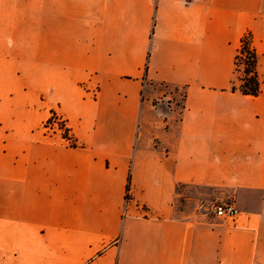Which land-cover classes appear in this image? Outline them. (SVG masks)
<instances>
[{
    "label": "crops",
    "instance_id": "0c3cea01",
    "mask_svg": "<svg viewBox=\"0 0 264 264\" xmlns=\"http://www.w3.org/2000/svg\"><path fill=\"white\" fill-rule=\"evenodd\" d=\"M0 264H264V0H0Z\"/></svg>",
    "mask_w": 264,
    "mask_h": 264
},
{
    "label": "trees",
    "instance_id": "16d2710c",
    "mask_svg": "<svg viewBox=\"0 0 264 264\" xmlns=\"http://www.w3.org/2000/svg\"><path fill=\"white\" fill-rule=\"evenodd\" d=\"M241 65L244 66L243 78H236L239 80V85L233 83L232 91H239L247 96H259L262 93L261 81L258 74V55L252 43V36L250 33L246 34L241 39L240 48L235 57V74L239 73ZM63 138L68 141L71 147H78L77 142L70 136L69 130L65 128L62 134ZM130 179L127 185L126 199L130 200Z\"/></svg>",
    "mask_w": 264,
    "mask_h": 264
},
{
    "label": "rangeland",
    "instance_id": "374dc122",
    "mask_svg": "<svg viewBox=\"0 0 264 264\" xmlns=\"http://www.w3.org/2000/svg\"><path fill=\"white\" fill-rule=\"evenodd\" d=\"M240 71H239V73L237 74V77L240 79V78H243V76H244V73H243V71H244V66L243 65H241V67H240V69H239ZM239 80H237V84L239 85ZM159 88H161V89H164V90H167V93L168 94H173V99H170V100H173L174 102H176L178 105H182V101H183V96H184V91H182V92H180V93H176L175 94V90H174V88H172V87H169V86H159ZM155 102V104H158L160 101H158V100H155L154 101ZM163 102H165V101H163ZM56 116V118H57V120H59V123H60V125H62L61 126V129L60 130H57L56 128H52L51 130H49V129H47V128H51V126L52 125H49L50 123H51V118L53 117V116ZM59 127V126H58ZM65 128H66V126H65V122H64V120L61 118V117H59L56 113H52L51 114V116H50V118H49V120L45 123V131H46V133L47 134H53V133H61V135L64 133V131H65ZM179 190L181 191V192H183L185 195H187L186 197H190L191 199H192V201L193 202H196V201H200V203H202V192L203 193H205L204 194V197L206 196V192L204 191V190H201L200 188H196V187H189V188H184V187H181V188H179ZM184 203H185V198L184 197H182L181 199H180V201H178V205H180V206H183L184 205ZM205 204V206L203 207L202 206V204H201V210H206V211H211V210H214V207L218 204V203H209V202H207V203H204Z\"/></svg>",
    "mask_w": 264,
    "mask_h": 264
},
{
    "label": "built area",
    "instance_id": "2783aa9c",
    "mask_svg": "<svg viewBox=\"0 0 264 264\" xmlns=\"http://www.w3.org/2000/svg\"><path fill=\"white\" fill-rule=\"evenodd\" d=\"M51 120L52 121L49 125H52V126L51 128H47V129L51 130L52 128H56L57 130H60L62 125H60L59 120H57L55 115L51 118ZM214 213L219 218L236 221L239 215V210L232 203L226 202V203H218L214 207Z\"/></svg>",
    "mask_w": 264,
    "mask_h": 264
}]
</instances>
